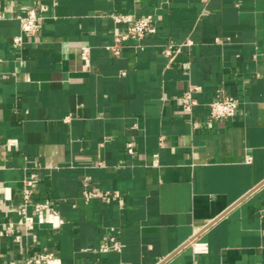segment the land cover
<instances>
[{"label":"crops","instance_id":"0c3cea01","mask_svg":"<svg viewBox=\"0 0 264 264\" xmlns=\"http://www.w3.org/2000/svg\"><path fill=\"white\" fill-rule=\"evenodd\" d=\"M42 3V29L14 47L13 14ZM0 8V228L20 218L11 203L23 201L31 174L35 198L65 219L0 236V264L50 250L59 264H264V0ZM119 13L153 14L155 29L115 54V31L128 25L115 22ZM169 44H182L172 59ZM218 90L239 104L213 121ZM87 188L117 198L86 199ZM111 236L121 250L99 251ZM196 238L207 253H194Z\"/></svg>","mask_w":264,"mask_h":264},{"label":"built area","instance_id":"2783aa9c","mask_svg":"<svg viewBox=\"0 0 264 264\" xmlns=\"http://www.w3.org/2000/svg\"><path fill=\"white\" fill-rule=\"evenodd\" d=\"M48 10V5L42 3L37 6H32L23 12H15L13 16L20 21L21 33L14 36L12 45L14 47H19L22 45L24 40V34H36L43 27L44 13ZM7 10L5 8H0V20L6 18ZM115 22H124L128 25L124 30L115 31V45L112 46V51L115 54L121 52V47L124 42L131 39L141 40L148 34H150L155 29V17L153 14H112ZM186 44V43H185ZM188 44V42H187ZM180 44L175 48L174 44H169L165 46L164 53L172 59L175 54L179 51ZM139 46H141L139 44ZM81 51L83 55H88L90 51L89 46H82ZM125 74V72H122ZM196 88L191 86L184 92L183 102L181 110L184 113L191 114L193 112L194 106L197 104V100L194 96ZM239 101L236 97L229 95L222 90H218V95L209 103L210 108V119L220 120L224 118H229L234 116L238 110ZM127 151L130 154L135 153V147L133 142L127 144ZM158 154H155L157 157ZM252 157L250 156L248 160L250 161ZM36 174H31L29 177L25 178L24 188L22 190L23 201L20 204L11 203V208L16 209L20 218L17 222L10 223L3 228H0V236L9 235L16 231H24L29 233L35 230L36 222L49 223L53 226H59L65 222V219L57 215L56 213L49 212L48 202H43L35 198V191L33 188L35 182ZM86 186H88V178L85 179ZM84 196L86 199L92 197H101L105 200L116 199L117 195H111L109 192H104L96 189H85ZM8 199L7 197L4 198ZM123 204V201L120 200ZM29 207H32V212L29 211ZM191 246L194 253H207L209 251V245L207 242L196 238L191 242ZM123 244L116 236H111L105 238L99 246V251L106 252L110 250H121ZM57 261V254L54 250L44 251L36 255H28L20 264H55ZM9 264H15L11 262ZM192 264H197L194 260Z\"/></svg>","mask_w":264,"mask_h":264},{"label":"clouds","instance_id":"9594fccd","mask_svg":"<svg viewBox=\"0 0 264 264\" xmlns=\"http://www.w3.org/2000/svg\"><path fill=\"white\" fill-rule=\"evenodd\" d=\"M55 264H59V261H56Z\"/></svg>","mask_w":264,"mask_h":264}]
</instances>
